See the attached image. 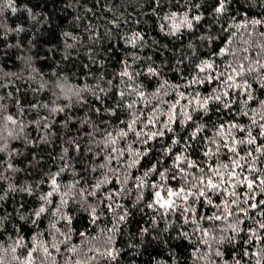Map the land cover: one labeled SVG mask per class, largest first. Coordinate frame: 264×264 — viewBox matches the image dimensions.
Here are the masks:
<instances>
[{
  "label": "snow or ice",
  "instance_id": "obj_1",
  "mask_svg": "<svg viewBox=\"0 0 264 264\" xmlns=\"http://www.w3.org/2000/svg\"><path fill=\"white\" fill-rule=\"evenodd\" d=\"M101 2L95 0L94 7ZM234 2L237 0H212L206 17L202 6L209 7L208 0H149V11L144 14L155 17L167 36L179 38L185 31H198L206 19L207 32L197 37L199 40L211 46L227 34L222 46L207 57L198 56L189 43L196 59L184 54L176 61L177 65L189 62V76L178 70L183 84L163 79L152 91L144 87L140 76L159 80L162 70L151 63L134 68L140 60L152 59L139 55L146 42L138 31L120 37L125 47L133 51L125 52L119 61L120 69L111 78H106L103 71L92 73L90 65L84 64L93 83H75L63 70H53L45 79L44 73L32 67L31 56L20 57L31 69L27 77L23 72L0 70V153H6L0 159V264H6L5 256L8 264H89L98 257L111 264L123 251L113 241L121 226L128 224L133 215L131 209L146 218L138 222L141 242L145 238L149 246L155 242L171 260L175 259V252L169 240L183 237L194 244V262L230 264L222 246L226 242L235 245L243 233L242 253L234 252L232 260L235 264H264V99L255 94L264 89V0H244L249 12L252 7L261 11L255 15L245 12L239 19L231 11ZM140 7H144L143 0ZM5 10L13 14L27 12L33 26H39L37 31L44 26L40 14L26 5L19 8L16 0H0L2 38L6 39L9 32L19 35L30 30L23 24L8 27L2 19ZM86 10L93 12L92 8ZM117 20L108 23L118 27ZM213 26L219 34H211ZM84 32L92 44L104 41V35L90 23L84 26ZM105 32L110 34L111 29ZM62 38L64 61L75 59L74 50L79 52L77 43L86 46L84 37L70 31L63 32ZM92 52L89 48L85 55L96 65ZM99 64L102 67L103 61ZM17 81L21 82L19 86ZM254 83L258 88L253 87ZM206 85L212 86L210 91L198 90ZM181 88L192 91H180ZM42 91L50 93L52 99L41 101ZM252 104L258 107H250ZM212 105L220 114V122H212L209 128L208 122L199 123L194 114L200 113L201 120L207 116L211 121ZM10 107L16 111L10 112ZM81 110L85 118L73 131L70 125L77 122L74 113ZM33 111L35 118L25 120V114ZM58 115H64L59 122L62 132L56 128ZM241 115L248 118L247 124L239 120ZM177 124L183 128L192 125L182 142L173 127ZM28 127L36 131L35 137L25 131ZM206 130L212 134L204 135ZM168 133L172 134L171 143L165 144ZM11 139L23 140L25 147L33 148L41 144L51 148L58 139L59 153L48 154L55 162V170L51 164L44 170L43 157L37 158L35 152L30 153L31 159L24 168L17 167L14 158L23 153L9 149ZM156 140L163 144L158 149L160 155L141 174L132 175L131 170L140 171L141 160L153 151L147 146ZM192 142L200 144L202 158H192ZM177 144L180 150L174 152L172 146ZM165 158L169 160L167 166ZM33 172L38 177L27 179ZM18 173L25 175L21 178ZM125 200L130 201V207L122 202ZM103 209L112 217L111 226L102 229L108 234L103 250L92 244L95 237L87 239V232L78 234L85 237L83 243L89 245L86 250L73 244L74 214L86 213L90 222L96 224L104 215ZM173 225L178 229L176 236L165 237ZM185 225H190L191 231L185 230ZM25 226L32 229L27 237ZM88 252L94 254L88 256Z\"/></svg>",
  "mask_w": 264,
  "mask_h": 264
},
{
  "label": "trees",
  "instance_id": "obj_2",
  "mask_svg": "<svg viewBox=\"0 0 264 264\" xmlns=\"http://www.w3.org/2000/svg\"><path fill=\"white\" fill-rule=\"evenodd\" d=\"M197 2V0H193ZM211 2L208 0L209 7H203L202 11L205 16H208V13L211 11ZM95 0H16V6L22 8L27 6L34 13H38L40 20L44 22V26L39 28L37 31V26H33L32 21H30L27 12L19 11L13 14L10 10H5L3 13L4 23L10 27L15 28L18 24H23L26 29L25 31L17 35L15 32H9L7 38L3 37V29H0V70L3 72H23L24 76L27 77L31 69L28 65L20 59V57L31 56L32 67L38 69L40 72L44 73V78L48 79L52 71L55 70L60 72L63 70L65 75L69 76L75 83H93V77L88 76L87 73L89 69L83 68L84 64H89L91 72L99 74L103 71L106 78H111V76L120 69L121 65L119 63L120 59L124 57L125 52L133 51L131 48H127L124 45V42L120 40V37L124 34H131L134 31L141 32L144 35L145 44L142 51H139V55L142 57H151V61L140 60L137 64L134 65V68H139L146 63H151L154 67L160 68L162 70V77L158 80L156 77L149 78L146 75L139 77V80L143 82L144 87L152 91L155 89L158 83L162 82L163 79H167L170 83H180L183 84L184 80L180 78L178 70L183 71L185 76H189L190 68H187L189 64L188 61H185L183 65H177L176 61L181 59L184 54L191 56L193 60L196 59L195 56H192L193 49L188 47L191 43L198 56L207 57L210 52L218 50L222 46V41L224 36H221L220 41H213L212 45L209 46L207 41H201L197 37L201 34L207 32V24L209 21L206 19L201 22V26H198V31L187 32L185 31L182 36L179 38L167 36L162 32L158 27V21L155 17L145 15V12L149 11L148 3L149 0H143L144 7H140V0H102L101 4L94 7ZM66 5H69L66 7ZM167 7V6H166ZM231 11L237 15V18H241L243 13L249 12V6L245 5L244 0H237L231 6ZM92 8L93 12H88L86 9ZM111 9V11L109 10ZM182 11V9H181ZM261 10L255 7L251 8L249 12L250 15H255ZM195 14V10L193 12ZM80 16V20H75L74 17ZM117 17L119 19L117 20ZM109 20H117L118 27H113L108 23ZM139 21V23H137ZM91 24L94 28H98L100 33L104 35V41L102 43L92 44L87 40V33L84 32V26ZM106 29H111V33L107 34ZM65 31H70L76 36L84 37V44L86 46L82 47L77 43V48L79 52L74 50L73 55L75 57L72 61H64L61 55V51L65 48L63 43L62 33ZM34 34V35H33ZM212 35L219 34V29L216 26H213L211 29ZM31 41V44H29ZM73 43L72 40L68 41ZM8 44H12L13 47H7ZM19 44V47L16 45ZM91 48L93 50L92 55L98 62L96 65H92L88 57L85 55L87 50ZM106 49H111L109 52H105ZM5 52L7 55H5ZM103 61V66L101 67L99 62ZM59 62L60 67H57ZM131 63V58H129ZM73 73L75 76H73ZM78 77V79H76ZM21 82L17 81L19 86ZM36 84H33L35 87ZM25 87H27L25 85ZM211 85H206L205 87H198V90L202 93H206L211 90ZM254 88L258 86L254 83ZM168 91H171L169 88ZM180 91H192L191 89L181 88ZM260 99H264V89H258L255 93ZM29 97L32 98V94L28 93ZM39 99L41 101L48 102L52 99V96L47 91H42L39 93ZM165 99H171V97H165ZM63 101H61L62 103ZM110 103V102H109ZM183 103V102H182ZM99 106V105H97ZM215 105H212L213 111L210 113L211 121L208 120V117L205 116L202 120L200 119V113L194 114V119H197L199 123L208 122L209 128L212 126V122L219 123L220 120L218 116L220 114L215 112ZM250 107H258L255 104L250 105ZM235 108V106H234ZM10 112H15L16 109L10 107ZM147 111V110H146ZM76 116V124L70 125L73 128V131L79 126L80 120L85 118V113L81 110L74 113ZM88 115H92L89 113ZM36 116V113L30 112L26 113L24 119L32 120ZM107 118V117H105ZM64 119V115L57 116V131L62 132L63 129L60 126V121ZM93 119L97 117L93 116ZM115 119V118H113ZM163 119V117H162ZM229 119V117H225ZM239 120L242 123L247 124L248 118L241 115ZM123 127V125H121ZM181 142L183 137L188 135V131L192 127L189 125L188 128H183L179 124L174 125ZM28 133H31L33 137L37 135L36 131L32 127H28L25 130ZM210 131H205L204 135H211ZM255 134V133H254ZM167 138L164 140L165 144H170L172 139V134H166ZM131 139V137H130ZM199 140V137H198ZM83 144V141H81ZM193 148L190 149V153L193 159H200L201 150L200 144L197 142H192ZM9 149H15L18 153H23V155H16L14 158V163L19 168H24L27 164V161L31 159L30 153L35 152L37 158L43 157L42 168L47 170L48 166L51 164L53 171L55 170V162L50 159L49 152L52 155H57L60 151L59 140L50 148L48 145L41 144L37 148L31 146L25 147L23 140L11 139L8 140ZM163 144L159 141L151 142L147 147L153 148V151L149 153L148 156L144 157L141 160L139 165L140 171L136 169L131 170L132 175H139L141 172L148 168L154 160L160 155L158 149L161 148ZM173 151H179L180 145H174ZM6 153H0V159H4ZM169 164L168 158H165V165ZM194 171V170H193ZM17 176L23 178L24 173H18ZM38 177V173L33 172V176L27 177V179L32 180ZM131 187V184H129ZM46 190V189H44ZM26 199H34L27 198ZM218 201V198H216ZM130 207V201H122ZM71 212V208L68 209ZM133 215L129 218L127 225H122L119 233L115 235L113 241L115 247L122 249L120 257L111 262V264H156L157 261H168V264H208V261H199L194 262L191 259L192 250L194 244L190 243L187 239L180 237L179 239L169 240V246L175 252V259L171 260L168 258L167 251L163 248L156 247V243L153 242L151 246L148 245L147 239L145 242H141L139 235V227L143 219H146L142 214L136 209H131ZM145 211H148L145 209ZM104 215L97 220L96 224H92L86 213H76L74 214L75 218L73 220L72 227L75 229V234L73 235L72 243L77 245L80 248H86L89 246L83 241L85 237H80L79 232H87V239L95 237L96 239L92 241L96 247H99L101 250L106 246L107 235L102 229L105 226H111L112 217L108 213L107 209H103ZM251 223V222H248ZM26 230L24 232L25 236L31 235L32 229L25 226ZM41 227H44V222L41 221ZM163 227V225H161ZM185 230L191 231L190 225L184 226ZM178 229L176 225H173L168 233H165V237L168 235L176 236ZM155 234V233H153ZM227 235H232L231 232H228ZM243 233L241 238H238L239 242L235 245L225 243L222 247L225 252V259L230 261V264H235V261L232 260L233 253H242V244H243ZM193 240H196V235L192 236ZM129 244L135 245V247H129ZM147 248V251H145ZM201 250L204 251L205 248L201 245ZM258 250V249H257ZM132 253H138V255H132ZM159 253V255L157 254ZM2 254V253H0ZM94 252H88V256H92ZM155 256V260H153ZM79 258V256H78ZM59 260V257H57ZM6 264H8V257L5 256ZM15 264V262H12ZM89 264H110V262L102 257H98L95 261H90ZM218 264L220 262L218 261ZM243 264V262H242ZM249 264H254V262H249Z\"/></svg>",
  "mask_w": 264,
  "mask_h": 264
}]
</instances>
